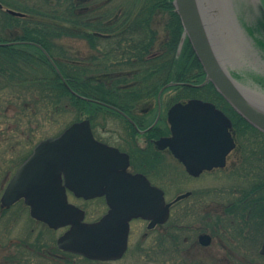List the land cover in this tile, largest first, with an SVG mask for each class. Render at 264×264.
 <instances>
[{
  "label": "water",
  "instance_id": "1",
  "mask_svg": "<svg viewBox=\"0 0 264 264\" xmlns=\"http://www.w3.org/2000/svg\"><path fill=\"white\" fill-rule=\"evenodd\" d=\"M219 1L223 0H173L183 27L179 49L187 38L205 73V80L200 86L211 83L237 114L264 133V92L253 91L231 75V71L242 70V66L228 64L220 54V35L216 34L213 22L204 15L206 6L214 19H218L220 14L223 17L225 7ZM233 2L228 0L227 10L228 7L232 9ZM6 11L13 16H23L10 9ZM244 14L245 10L240 16L242 22L240 17L241 23L237 21V28L246 31L253 48L259 53L258 56L254 50H247L252 52L250 55L257 65L246 69L264 73L258 66L264 51L249 35L246 29L249 21ZM231 15L236 23L235 14L232 12ZM218 22L223 24L221 20ZM4 45L11 44H0ZM41 50L65 84L48 53ZM167 117L172 137L163 139L161 147H169L189 175L197 177L203 171L225 167L235 142L230 133L231 121L223 112L211 103L191 100L184 105H174ZM118 158L112 149L95 141L89 121L73 123L59 136L47 138L33 148L6 186L1 205L8 208L23 199L33 219L52 229L70 226L57 241V247L63 251L93 260L117 259L126 247L130 218L152 220L154 225L165 223L169 216V205L165 204L163 193L151 188L141 176H129L123 171L119 173ZM62 182L73 194L85 199L105 196L112 210L98 223H83V211L68 203ZM188 196L189 193L180 195L175 202ZM125 200L127 209L123 203ZM111 224H115L117 229ZM199 242L208 245L209 236L202 235ZM259 253L264 255V243Z\"/></svg>",
  "mask_w": 264,
  "mask_h": 264
},
{
  "label": "rangeland",
  "instance_id": "2",
  "mask_svg": "<svg viewBox=\"0 0 264 264\" xmlns=\"http://www.w3.org/2000/svg\"><path fill=\"white\" fill-rule=\"evenodd\" d=\"M6 1L15 3L17 6L30 7L37 0ZM124 1L128 3V0ZM233 1L231 4L233 10L231 7H228L227 10L228 0L219 1V4L225 7L222 10V12L224 11L223 17L220 14L218 19H214L213 16L212 18L209 13L211 10L206 6H204V15L207 20L213 22L216 34L220 35L218 40L222 48L219 51L226 62L230 65L242 66V70H247L246 67H256L257 64L256 60L250 55L252 52H247L250 47H253L251 38L248 37L246 31L243 32L237 28V21L238 23L242 22L240 16L242 11L245 10L249 14H247L249 24L251 22L252 25L255 24L248 27V32L251 37H256V25L261 23L259 22L262 19L260 15L262 12L264 13V0ZM232 12L236 16V23L231 15ZM158 20L161 23L160 26H162L163 19L162 21H160V18ZM217 20H221L223 24H219ZM224 24L225 26H223ZM257 33L259 34V32ZM60 44L65 47L70 54L69 56L73 58L75 53L78 54V51L81 52L83 57L89 53L86 43L80 40L63 39ZM243 85L254 91L253 87ZM202 91L206 93L205 95L202 92L204 95L202 99L210 101L211 98H215L213 94H209L211 93L210 90L204 89ZM207 92L209 93L207 94ZM184 93L180 95L184 101L189 98H201L196 96L197 93L195 95L193 92ZM170 95H173V91L166 94L167 97ZM31 96L23 93L0 91V198L9 178L13 175L18 164L28 156L32 147L41 140L56 137L70 124L89 118L94 125L96 135L111 144L119 143L121 139L119 137L124 134L122 133V126L114 124V122H118L114 120L115 117L105 110H95L93 115L78 112L77 117L62 112L50 114L45 108L46 105L43 103L35 104ZM128 98H132L131 101L136 102L139 96L130 93L127 95L126 100ZM220 100L223 102V99ZM141 101L138 102L141 103ZM122 102L118 99L116 105L121 106ZM60 108L67 107L62 105ZM226 110L228 111V107ZM164 111L165 107H163ZM241 142L244 144V150H250L246 136L243 139L241 138ZM238 149L239 146L237 145L222 171L205 174L198 180L186 176L180 165L170 168L168 166H172L171 164L168 166L162 164L158 167L157 173L162 174L163 181L166 182V186H164L166 192L164 191V193L167 196V201L187 191L193 193L192 196L183 199L173 207L169 222L177 225V237L179 242L182 243L183 241V243L180 245L178 253L167 244L166 246L173 252L165 249L164 253L160 255L163 262L167 261V264H172L170 262L175 264H228L230 261V264H245L249 259L252 264H264V261L259 260L257 256L252 258L264 241V230L262 228L255 230L254 221L249 222L247 219L250 212L249 207L233 204L240 198V193L245 191V188H249L248 184L250 182L248 177H244L247 170L241 168L242 159H240L241 155ZM173 166L175 165L173 164ZM252 175L247 174V176ZM70 200L85 210L88 222L98 219L106 210L101 200L93 202L77 201L73 198H70ZM0 206V264H37L33 255H31L33 252L28 254L29 248L33 246L35 252L54 249L55 241L61 234L60 231H50L43 224L32 220L26 207L21 203L10 208L3 207L1 203ZM142 226L143 223L140 222L132 224L131 243L137 239L136 233H138V230H143ZM201 233H208L212 236V243L207 248L197 245V237ZM244 233L245 235H243ZM152 246L154 245L148 240L146 241L145 251L140 253V259L131 250L126 256L129 263L122 261L115 264H149L156 262L155 255L151 252L157 250V247ZM70 260V264L73 262L76 264H90L83 263V260L77 257H70ZM47 261L54 264H65L67 262L64 260L62 262L57 258H51Z\"/></svg>",
  "mask_w": 264,
  "mask_h": 264
},
{
  "label": "trees",
  "instance_id": "3",
  "mask_svg": "<svg viewBox=\"0 0 264 264\" xmlns=\"http://www.w3.org/2000/svg\"><path fill=\"white\" fill-rule=\"evenodd\" d=\"M37 1L29 7L0 0L4 8L24 14L23 17H15L0 10V44L21 42L0 46V91L32 95L34 103L46 105L50 114L62 112L77 117L78 112L93 115L95 110L107 111L105 106L86 101L77 95L106 105H116V101H122L127 93L120 86L130 80L137 82L153 77L156 83L159 79L162 85L174 81V74L166 75L173 65L176 67L178 81L191 83L192 78L196 82L203 81L204 72L189 41L186 39L182 49L178 50L183 27L174 10L173 0H144L137 12L125 13L120 18L114 15L111 22L125 25L114 29H92L90 25L96 21L93 19L94 15L84 8L78 14L75 0ZM98 16L104 18L106 15ZM159 18L160 21L163 19V32L166 34L161 45V58L146 60L145 57L151 52V45L156 42L157 31L154 24L159 23ZM96 33L109 34L110 37L102 39L95 36ZM63 39L88 42L91 51L81 61L82 65L77 64V53L76 57H70L60 44ZM94 40L102 41L96 44ZM41 49L53 60L65 84ZM138 69H142L144 74L133 79L110 77L113 72ZM231 75L242 84L264 91V77L250 69L231 71ZM204 89L210 90L215 98L222 99L211 84L205 85ZM134 90L137 92V88ZM210 101L218 104L212 98ZM222 101V110L233 124L242 159L241 168L247 170L244 177L250 180L249 188H245L233 204L250 208L247 219L249 222L254 218L260 220L258 226L255 225L258 230L264 224V203L259 202L264 201V134ZM62 105L67 108L61 109ZM244 136L250 150H244L241 142ZM254 169L256 170L253 171Z\"/></svg>",
  "mask_w": 264,
  "mask_h": 264
},
{
  "label": "flooded vegetation",
  "instance_id": "4",
  "mask_svg": "<svg viewBox=\"0 0 264 264\" xmlns=\"http://www.w3.org/2000/svg\"><path fill=\"white\" fill-rule=\"evenodd\" d=\"M75 1H76V9H77L76 12L78 14L79 12L83 11V8H84V10H90L89 13H92L94 15L93 19L96 21L90 25L92 29H98L101 27L114 29V28H122L125 26L122 23L111 22V20H113V18L115 17L114 15H116V18H120L125 13H129L133 11L137 12L138 10H140L139 6L142 4L144 0H128V3H125L126 1L124 0H75ZM99 14L106 15L104 18L109 17L108 20L99 23L98 22L99 20L104 19V18L99 17L98 16ZM247 14H248L247 12H245L244 14L246 19H248ZM262 16H263L262 17V20H263L264 15L262 14ZM159 23L154 24L155 29L157 31L156 36H155L156 42L154 41V45H151V52L147 57H145L146 60L161 58V54H160L161 45L164 42V39H165L164 36L166 34H164L163 32L164 23L162 24V26H160L161 23L160 24ZM251 23L248 24V26H251L252 25ZM254 25L255 24H253L252 26ZM255 32H256V35H255L256 38L264 40V23L257 24ZM257 32H259V34ZM102 35L103 37H100L102 39H107L110 37L109 34H102ZM95 36L97 35L95 34ZM80 41H83L84 43H86L88 51H91L89 48V44L86 40H80ZM101 41L102 40H98V41L94 40L93 42L97 44L98 42H101ZM13 43L19 44L21 42H13ZM251 49L254 50L256 53L258 52L253 47H250V50ZM257 54L259 56V53ZM85 57L86 56L83 57L81 55V52L78 51L77 58L79 59V61L77 62V64L82 65L83 63L81 61L87 58ZM262 58H264V53L260 55V60L258 61V66L261 68V71L264 72V60ZM175 69L176 67L173 65L170 68V70L166 72V75L174 74V77H175L174 81L165 82L163 85L161 84L159 79H158V82L156 83L154 81L155 78L150 77L146 80L143 79L137 82L130 80L126 84L120 86L122 87L123 90L127 91L126 97L130 93H133V94L135 93V94H138L139 96L137 100L138 101L142 100L141 103L138 101L132 102L131 101L132 98L131 99L128 98L126 100V97H125L122 99L123 102L121 106L120 105H108L106 109L108 114L114 116L115 117L114 120L118 121L117 123L114 122V124L122 126V133L124 134H122L119 137L121 138L119 141L120 144L119 143L111 144L108 141H103L102 139H100L95 133L94 125L91 119L88 120L94 139L97 142L112 149L114 152H116V155H118L119 158L116 161H117V165L119 166V169H118L119 173L123 171L129 176H141L151 188H153L157 192L163 193L164 202L166 205H169L168 219L165 221V223H155L154 225H152L151 224L152 220L143 219L141 217L130 218L127 223L128 231H127V238H126V247H125L124 252L119 258L114 259V260H108V261L107 260L106 261L91 260L81 255H77V254H73L70 252L60 250L57 247V240L69 229V227L61 228L58 230H52L46 224L38 222L40 224H43L45 227H47L48 230L53 231V232L60 231L61 234L58 236V238L55 241L54 249L52 248L50 249V251L40 252V250H38L35 252L33 250V246L29 249L26 248L28 249V254L30 252H33L31 255H33V258H35L37 264H54L53 262L47 261L48 259H51V258H57L61 260L62 262L64 260V261H67L65 262V264H70L71 263L70 257H73V258L77 257L83 260V263H90V264H115V263L122 262V261L129 263L126 260L127 254L132 250L135 252L136 257L138 256V259H140V256H141L140 253L145 251L146 241L148 240L152 243V245H154L152 247H155V246L157 247V250H155L154 252H151V253H154L153 255H155L154 258L156 262H152L149 264H167V261L163 262L162 257L160 256L162 255V253H164L165 249L169 250L170 252L172 251L171 249H174L175 251H177L176 253H178V250L180 249V245L183 243V241L182 243L179 242V238L177 237L178 236L177 225L169 221L172 215L173 207L178 202L182 201L183 199L175 202L176 198L179 195H181L179 194L174 199L167 201V196L164 193V191L166 192V190L164 189L165 188L164 186H166V182L163 181L164 177L162 176V174L157 173L158 167L161 166L162 164H165L167 166L171 164L172 166H168L170 168H174L177 165H180V167L182 168V172H184L186 176H188L189 178L195 179V180L200 179L205 174H209L211 172L222 171L224 168H220V169L217 168V169H213L212 171H204L198 177H193L187 174L185 168L178 161V159L173 155L169 147H161L160 143L161 141H163V139H168L172 137L171 130H170V124H169L167 115H168V111L174 105L186 104L190 100H200L202 102H210L208 100L202 99L204 97V95L202 94L203 92L202 90H204L205 85L197 87V85H200L203 81L196 82V80H192L193 82H191V84L193 86L182 85V84H187V83L178 81V77H176L177 71ZM141 73L144 74L142 69L125 71V72L120 71V72H113L112 74H110V77L111 78L127 77L128 79H133L137 75H142ZM189 74L193 75V73H190V72ZM136 88H137V92L136 90H134ZM170 91H173V95H170L169 97H167L166 94ZM183 91L187 93L193 92L194 95L197 93L196 96H200L201 98H198V97L189 98L184 101L180 97V95L185 94ZM208 93L209 92H207V94ZM213 99L218 104L214 102H210V103H213L217 109L222 110L221 100L219 98H213ZM163 107H165L164 112H163ZM83 120L84 119L78 122H81ZM231 133L233 135L234 140L237 142L235 138V134L233 132V126L231 128ZM173 164L175 166H173ZM19 165L20 164H18V166ZM18 166L16 167L14 173L16 172ZM170 184L172 185L173 183L171 182ZM62 186L66 190L68 202L74 205L75 207L81 209L84 212V222L85 223H98L112 210L105 196L85 199L82 196H77L73 194L71 191H69L68 187L64 184V182H62ZM187 192L189 193V196H192L193 194L192 192L190 191H187ZM70 198H73L77 201H83V202H93L96 200L98 201L101 200L106 208L105 213L101 215L98 219L88 222L86 219L85 210L77 206L76 204L72 203ZM113 201H110V202H113ZM259 202L264 203V201H259ZM19 203L23 204L26 207L28 215L30 217V209L24 203L23 199L18 200L12 206H15L16 204H19ZM123 203L125 205V209H127L126 200L123 201ZM127 203H131V202H127ZM255 211H257V209H255ZM116 217L119 220V216H116ZM247 218L249 219V217ZM254 219L255 220L252 219V221H256L254 223V226L255 225L258 226L257 222L259 221H257L256 218ZM134 222L143 223V226H142L143 230H140V229L138 230V233H136L138 236L137 239L135 241H132L131 243V238H132L131 228ZM110 226L113 227L115 230L117 229V226L115 224H111ZM257 226H255L256 227L255 230L257 229ZM259 227L262 228V230H264V224L260 225ZM110 234L113 235L112 230ZM202 235L209 236L208 245H202L199 242V238ZM243 235H245V233ZM263 242L261 243V245L263 244ZM211 243H212V236L210 234L201 233L198 235L197 245H199L200 247L207 248L211 245ZM167 244L169 245L171 249L166 246ZM261 245L259 246V249L257 250L256 255L252 256V258H255L257 256L259 260L264 261V256H261L259 253ZM66 256H69V257H66ZM227 261L229 260L227 259ZM170 263L175 264L173 262H170ZM72 264H76V263L73 262ZM228 264H230V261ZM245 264H252V262L251 260L248 259L245 262Z\"/></svg>",
  "mask_w": 264,
  "mask_h": 264
}]
</instances>
